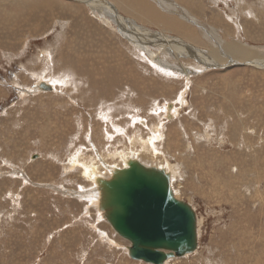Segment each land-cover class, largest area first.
Here are the masks:
<instances>
[{
  "label": "rangeland",
  "instance_id": "1",
  "mask_svg": "<svg viewBox=\"0 0 264 264\" xmlns=\"http://www.w3.org/2000/svg\"><path fill=\"white\" fill-rule=\"evenodd\" d=\"M31 1L0 0V264H154L131 256L81 166L110 179L131 153L175 172L198 214L197 249L162 264H264V63L222 60L230 41L264 59V0H135L159 19L130 0H55L50 18L55 5ZM38 9V28L5 44Z\"/></svg>",
  "mask_w": 264,
  "mask_h": 264
},
{
  "label": "water",
  "instance_id": "2",
  "mask_svg": "<svg viewBox=\"0 0 264 264\" xmlns=\"http://www.w3.org/2000/svg\"><path fill=\"white\" fill-rule=\"evenodd\" d=\"M171 185L170 171L140 159H130L112 178H103L101 209L112 227L132 242L133 258L162 264L197 247V211L176 198Z\"/></svg>",
  "mask_w": 264,
  "mask_h": 264
},
{
  "label": "bare ground",
  "instance_id": "3",
  "mask_svg": "<svg viewBox=\"0 0 264 264\" xmlns=\"http://www.w3.org/2000/svg\"><path fill=\"white\" fill-rule=\"evenodd\" d=\"M14 1V0H13ZM16 1V0H15ZM19 1H21V0H19ZM93 1V0H92ZM146 1V0H145ZM150 1V0H149ZM182 1V0H181ZM11 2V1H10ZM30 2L31 3H33V1H31L30 0ZM45 2V4H48L49 2H51L52 4H53V6H51V4H50V6L51 7H54V5L56 6L54 9H51V10H49L48 11V15L50 14V13H52V14H54L55 15V11L56 10H58V7H57V5H58V3L57 2H55V0H52V1H49V0H46V1H44ZM29 3V2H28ZM150 3H151V1H150ZM165 3V2H164ZM185 3H187V2H185ZM24 4V3H23ZM38 4V3H37ZM79 4V3H78ZM94 4V3H93ZM182 4V3H181ZM188 4V3H187ZM190 4H191V2H190ZM13 5V4H12ZM60 5V4H59ZM66 5V4H65ZM87 5V4H86ZM123 5V4H122ZM127 6L126 7H124L125 9H127V10H131V11H134V10H139L140 11V13L142 14H144L145 15V17H147L148 19H159L158 18V16H160L159 14H158V12L153 8L154 6H152V5H150V4H148L147 2H145V3H142L141 1H138V2H136L135 0H130V2L128 3V4H126ZM175 5V4H174ZM194 5V4H193ZM6 6V5H5ZM71 6V5H70ZM69 6V7H70ZM103 6V5H102ZM189 6H192V4L191 5H189ZM35 6H32L31 7V9L32 8H34ZM75 7V6H74ZM95 7V6H94ZM6 8V7H5ZM23 8H24V6H23ZM45 9L44 10H46V7H44ZM101 8V7H100ZM101 9H103V8H101ZM115 9H117V8H115ZM120 9V8H119ZM118 9V10H119ZM65 10V9H64ZM108 10V9H107ZM161 10V9H160ZM163 10V9H162ZM9 11V10H8ZM12 11V10H11ZM105 11V10H104ZM109 11V10H108ZM43 12V11H42ZM5 13H6V11H5ZM22 13V12H21ZM41 13V12H40ZM39 13V9L38 10H33V13H32V15L31 16H29L28 17V19H27V24H25V25H23V26H21V27H19V29L15 32V33H13L12 35H10L11 37L10 38H8V40H10V41H8V40H6L5 41V44H7L8 43V46L9 47H12V46H14V45H16V43L15 42H13V39H15V38H19V37H21L22 35H23V32L24 31H26V32H28V33H31L33 30H34V27H33V29H31V28H28V27H30V24H32L33 23V25H35V27H36V29L38 28L37 27V25H36V21L38 20V17L40 18L41 17V14ZM78 13V12H77ZM76 12H75V14H77ZM136 13V12H135ZM184 13V12H183ZM79 14V13H78ZM102 14H103V12H102ZM132 14V13H131ZM138 13H136V15H137ZM5 15V14H4ZM11 15H13V14H11ZM104 15V14H103ZM109 15V14H108ZM2 16V15H1ZM6 16V15H5ZM53 16V15H52ZM134 16H135V14H134ZM143 16V15H142ZM9 17V16H8ZM103 17V16H102ZM111 17V16H110ZM121 17V16H120ZM137 17V16H136ZM144 17V16H143ZM142 17V18H143ZM161 17V16H160ZM41 18H43V17H41ZM41 18L39 19V21L41 20ZM48 18V17H47ZM49 18H50V15H49ZM100 18V17H99ZM124 18H126V17H124ZM9 19H10V17H9ZM31 19V20H30ZM144 19V18H143ZM16 20V19H15ZM108 20V19H107ZM112 20H114V19H112ZM120 20H121V18H120ZM128 19H126L125 21H127ZM132 20V19H131ZM134 20V19H133ZM145 20V19H144ZM162 20V19H161ZM17 21V20H16ZM15 21V22H16ZM154 21V20H153ZM191 21V20H190ZM1 22H3V20H1ZM10 22H12L11 20H10ZM113 22V21H112ZM133 22H136V21H133ZM163 22L164 21H162V24H163ZM210 22V21H209ZM116 23V22H115ZM149 23V22H148ZM5 24V23H4ZM7 24H9V23H7ZM42 24V23H41ZM123 24V23H122ZM121 24V25H122ZM127 24H129V22L127 23ZM28 25V27H26ZM136 25V24H135ZM134 25V26H135ZM144 25V24H143ZM142 25V26H143ZM160 25V24H159ZM158 25V26H159ZM210 25V24H209ZM120 26V25H119ZM132 26V25H131ZM141 26V27H142ZM173 26V25H172ZM175 26V25H174ZM176 26L178 27V28H181L182 30H184L185 29V26L184 25H181V24H176ZM4 27H5V25H4ZM15 27V26H14ZM80 27V26H79ZM86 27V26H85ZM122 27V26H121ZM161 27V26H160ZM166 27V26H165ZM17 28V27H16ZM89 28V27H88ZM131 28V27H130ZM162 28V27H161ZM164 28V27H163ZM167 28V27H166ZM171 28V27H170ZM204 28V27H203ZM133 30H134V28H132ZM138 29V28H137ZM12 30V29H11ZM125 30V29H124ZM173 30V29H172ZM190 30V29H189ZM192 31V30H191ZM78 33V32H77ZM153 33V32H152ZM164 33V32H163ZM168 33H170V32H168ZM188 33H192V32H190V31H188ZM193 33H194V31H193ZM145 34V33H144ZM33 35V34H32ZM42 35V34H41ZM163 35V34H162ZM181 35V34H180ZM198 35V34H197ZM197 35L195 34H192V36L193 37H197ZM15 36V37H14ZM35 36V35H34ZM134 36V35H133ZM210 36V35H209ZM0 37H2V32L0 31ZM132 37V36H131ZM163 37V39L162 40H159L158 42H160V45L161 46H163V44H167V45H169L170 44V42H171V40L172 39H166V37H164V36H162ZM172 37V36H171ZM208 37V36H207ZM215 37V36H214ZM211 38V36H210V38L211 39H213L212 41H215V43L219 46V40L218 39H215V38ZM218 37V36H217ZM178 38V37H177ZM150 39L152 40V37H150ZM186 39V38H185ZM199 39V38H198ZM209 40V39H208ZM74 41V40H73ZM4 41L3 40H0V45L3 43ZM183 42V41H182ZM195 42H197V41H195ZM220 42H221V44H220V46L222 47V43H224L223 41H221L220 40ZM155 43H157V42H154V44ZM205 43V42H204ZM212 43V42H211ZM69 44H70V48L72 49V44L73 43H71L70 41H69ZM226 43H224V45H225ZM159 45V44H158ZM214 45V44H213ZM216 45V46H217ZM7 46V47H8ZM156 46H157V44H156ZM170 46V45H169ZM166 47V49L167 50H171V48L172 49H177V50H182V51H184V53H183V56L185 57V58H189V57H194V58H196V59H198V61H199V59L200 60H203V61H206V62H212L213 60H210V58H211V56L210 55H207V56H205V57H203L202 55H201V53H198V52H196V50H194V49H192L191 47V49L189 48L188 49V51L185 49V48H183V49H181V48H175V47ZM179 46V45H178ZM190 46V45H189ZM193 46V45H192ZM203 46V45H202ZM248 46V45H247ZM194 47V46H193ZM197 47V46H196ZM187 48V47H186ZM211 48V47H210ZM151 49V48H150ZM207 49V48H206ZM258 49V48H257ZM254 46H251V45H249L248 47H246L243 43H241V42H239V41H230V42H227V44L225 45V48H224V51H225V54L224 55H222V60H223V62L224 61H226L227 59H228V61H229V58L231 59V63L232 62H236V61H253L255 64L256 63H258V64H262V63H264V59L262 60V59H260L259 58V51L257 50ZM68 50V49H67ZM208 50V49H207ZM219 50H220V48H219ZM81 51V50H80ZM201 51V50H200ZM199 51V52H200ZM222 51V50H221ZM157 52V51H156ZM155 52V53H156ZM166 52V51H165ZM186 52V53H185ZM190 52H192V54L190 53ZM216 52L217 51H212V54L213 55H216V56H218L217 54H216ZM219 53H220V51H218ZM189 53V54H188ZM208 53V52H207ZM209 53H210V51H209ZM79 54V53H78ZM158 54V53H157ZM173 54V53H172ZM220 54H222V53H220ZM171 55V54H170ZM203 55H205V54H203ZM79 56V55H78ZM172 56V55H171ZM182 56V55H181ZM173 58V57H172ZM177 58V57H176ZM175 58V59H176ZM179 58V57H178ZM165 59V58H164ZM163 59V60H164ZM216 60V59H215ZM167 62V61H166ZM200 62V61H199ZM222 62V61H221ZM165 63V62H164ZM217 63V62H216ZM201 64V63H200ZM223 64V63H222ZM224 65V64H223ZM259 66V65H258ZM262 66V65H261ZM163 67V66H162ZM108 68V67H107ZM115 69H117V68H115ZM202 69V68H201ZM184 70V69H183ZM96 72H98V71H96ZM184 72V71H183ZM70 82V81H69ZM44 83L45 84H50V86H51V89L53 90V89H55V86L56 85H54V82L53 83H49L47 80H41V82L37 85V88L40 90V89H42V90H45V86L46 85H44ZM68 83V82H67ZM187 87V86H186ZM51 89H47V90H51ZM185 90V89H184ZM89 92V91H88ZM178 94V93H177ZM230 102V101H229ZM169 106L171 105V103L170 104H168ZM173 108V107H172ZM169 109V108H168ZM177 111V110H176ZM210 112V111H209ZM135 118V117H134ZM161 123V122H160ZM150 127V126H149ZM155 128V127H154ZM117 130V129H116ZM121 131V130H120ZM158 131V130H157ZM156 131V132H157ZM160 131V130H159ZM155 132V131H154ZM160 133V132H159ZM206 135V134H205ZM153 137H154V135H152ZM156 138H157V136H155ZM154 137V138H155ZM144 138V137H143ZM160 138V137H159ZM132 139V138H131ZM130 139V140H131ZM142 139V138H141ZM140 139V140H141ZM149 139V138H148ZM144 140V139H143ZM150 140L151 141H153L152 139H149V140H147L149 143H150ZM137 141V140H136ZM138 141H139V139H138ZM146 141V142H147ZM143 141H141V142H139L140 143V145H141V143H142ZM145 142V143H146ZM154 142H155V140H154ZM138 143V142H137ZM144 143V142H143ZM139 145V144H138ZM155 145V144H154ZM151 146V145H150ZM153 146V145H152ZM132 147V146H131ZM142 147H144V146H142ZM149 147V146H148ZM148 147H147V149H148ZM130 147H128V149H129ZM145 148H146V146H145ZM153 148V147H152ZM131 149V148H130ZM133 150V149H132ZM150 150V149H149ZM122 152L121 153H123V151L124 150H121ZM128 151V150H127ZM97 152V151H96ZM78 153V152H77ZM98 153V152H97ZM120 153V152H119ZM126 153V152H125ZM130 154V152H127V154ZM117 154V153H116ZM116 154H114V155H112L114 158H115V155ZM132 154V153H131ZM130 154V155H131ZM137 154V153H136ZM153 154H154V152H153ZM124 155H126V154H122V160L124 161V167L123 168H125V167H127L128 166V162H129V160L130 159H133V156H130V155H127V157L126 156H124ZM100 156V158L102 157V155L101 154H99L98 155V157ZM120 156V155H119ZM136 157H137V155H135ZM134 156V157H135ZM98 157H96V159L98 158ZM102 159H104V158H102ZM101 160V159H100ZM105 160H107V159H105ZM93 161V160H92ZM96 161V160H95ZM102 161V160H101ZM104 161V160H103ZM75 162V161H74ZM80 162V161H79ZM84 162H86V161H84ZM105 162V161H104ZM115 162V161H114ZM94 164V162L93 163H90V164H85V165H81V166H83V170H84V172H85V177L86 178H88L89 180H91V181H93V183H95V184H100V185H102V180H103V175H101L100 173L101 172H103L104 171V168L103 169H100L98 166H96V165H93ZM153 164V163H152ZM170 164V163H169ZM169 164H168V166H169ZM161 166V165H160ZM105 167V166H104ZM107 167L108 168H110V170L109 171H111L113 174H115V170L116 169H118V168H121V166H116V164L115 165H112V166H108L107 165ZM169 168V167H168ZM173 170V169H172ZM168 171H170L171 172V175L172 176H175L174 174H175V172H174V174H172V171H171V169L169 168V170ZM114 176V175H113ZM84 177V178H85ZM108 177V176H107ZM173 178V177H172ZM109 179V178H108ZM90 181V182H91ZM171 186H173V183H172V185ZM96 187V186H95ZM98 187V186H97ZM96 187V189H98ZM101 187V189H102V186H100ZM171 188H173V187H171ZM100 189V191H102ZM175 192V191H174ZM90 193H92L93 195H96V196H98V203H97V205L99 204V208H100V210L102 211V213L103 212H105L103 209H101V204H102V201H101V199H102V193H100V192H89L88 193V195H90ZM95 193V194H94ZM175 195V194H174ZM97 200V199H96ZM111 225V224H110ZM113 228V227H112ZM67 239V238H66ZM196 249V248H195ZM174 257H175V255H174ZM137 259V258H136ZM138 260H142V259H138ZM144 261V260H143Z\"/></svg>",
  "mask_w": 264,
  "mask_h": 264
},
{
  "label": "crops",
  "instance_id": "4",
  "mask_svg": "<svg viewBox=\"0 0 264 264\" xmlns=\"http://www.w3.org/2000/svg\"><path fill=\"white\" fill-rule=\"evenodd\" d=\"M71 43H73V40H69ZM86 51V50H85ZM87 53H89L88 51H87ZM91 70H92V66H91V64H90V67H89V69H88V73H90L91 72ZM99 72V71H98ZM91 74V73H90ZM108 82H103V84L102 85H105V84H107ZM93 89L94 90H102L103 92H105V90L107 89V88H104L103 86H101V87H99V86H93Z\"/></svg>",
  "mask_w": 264,
  "mask_h": 264
}]
</instances>
